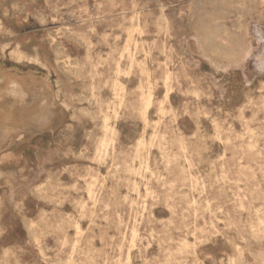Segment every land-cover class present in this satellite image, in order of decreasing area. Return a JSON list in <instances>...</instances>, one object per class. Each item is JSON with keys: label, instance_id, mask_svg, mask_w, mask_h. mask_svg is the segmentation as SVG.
I'll return each instance as SVG.
<instances>
[{"label": "rangeland", "instance_id": "rangeland-1", "mask_svg": "<svg viewBox=\"0 0 264 264\" xmlns=\"http://www.w3.org/2000/svg\"><path fill=\"white\" fill-rule=\"evenodd\" d=\"M12 78L71 108L0 156V264H264V0H0Z\"/></svg>", "mask_w": 264, "mask_h": 264}, {"label": "bare ground", "instance_id": "bare-ground-1", "mask_svg": "<svg viewBox=\"0 0 264 264\" xmlns=\"http://www.w3.org/2000/svg\"><path fill=\"white\" fill-rule=\"evenodd\" d=\"M199 2L200 1H198V3ZM219 25L221 26V23ZM15 54H16L15 56L18 59H22L25 57L21 52H16ZM27 58L30 61L40 63V58L38 56H32ZM134 63H135V58L131 56L130 57L131 67ZM66 65L67 63L65 64L60 63L58 67L64 70V73L68 75L69 73L73 72V70L72 68ZM27 83L29 84L30 82L26 81L25 85ZM150 106H151L150 101H147L145 112H147L150 109ZM70 108H71V104L66 100H62L61 91L57 89L56 84L53 81L52 84L48 86L45 83H41V79H37L35 85L27 86L24 89L20 88L18 86L17 81L14 80L13 78L6 81H0V156H3L4 154L12 150L14 147H16V144L13 143V141L16 139L21 140L22 138L27 137L30 140V142H32L37 137L43 136L47 133L54 134L59 132L61 129L65 128V126L67 125V119L69 117ZM62 114H65L64 117L61 116ZM144 119L146 120L147 118ZM106 129H108V125H106ZM262 231L264 233V227Z\"/></svg>", "mask_w": 264, "mask_h": 264}]
</instances>
